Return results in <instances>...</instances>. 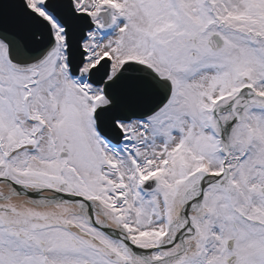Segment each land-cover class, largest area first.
<instances>
[{
    "label": "snow or ice",
    "instance_id": "obj_1",
    "mask_svg": "<svg viewBox=\"0 0 264 264\" xmlns=\"http://www.w3.org/2000/svg\"><path fill=\"white\" fill-rule=\"evenodd\" d=\"M0 264H264V0H0Z\"/></svg>",
    "mask_w": 264,
    "mask_h": 264
}]
</instances>
